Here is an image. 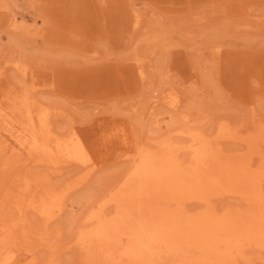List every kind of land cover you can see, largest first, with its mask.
Returning <instances> with one entry per match:
<instances>
[{
    "label": "rangeland",
    "instance_id": "rangeland-1",
    "mask_svg": "<svg viewBox=\"0 0 264 264\" xmlns=\"http://www.w3.org/2000/svg\"><path fill=\"white\" fill-rule=\"evenodd\" d=\"M262 128L264 0H0V264H92L85 232L101 206L116 213L133 155L164 145L187 162L205 135L238 155ZM77 135L80 163L23 149L38 138L60 157Z\"/></svg>",
    "mask_w": 264,
    "mask_h": 264
},
{
    "label": "bare ground",
    "instance_id": "bare-ground-1",
    "mask_svg": "<svg viewBox=\"0 0 264 264\" xmlns=\"http://www.w3.org/2000/svg\"><path fill=\"white\" fill-rule=\"evenodd\" d=\"M204 137L194 138L198 141L197 147H194V140L189 136L191 159L187 156L190 159L187 162L179 159L182 149L178 152L175 147L164 148L163 145L145 152L138 149L141 153L133 155V158H137L127 166L129 171L121 179L118 178L115 187H110L111 201L117 207L116 213L108 216L109 212L106 213L104 208L107 204L101 206L95 214L94 225L91 223L86 228L88 239L81 249L82 257L88 260L86 262L109 264V261L113 263L118 259L122 264H248L257 258L263 263L264 128L248 135V138L242 137L247 144L244 145L247 152L242 151L238 155L236 152H225L218 144H211L212 139ZM37 139L28 137L24 140V147L22 146L25 149L26 143H30L28 150L30 155L36 157L32 160H36L37 164L53 166L63 162L80 163L84 159L87 161V157L91 159L78 135L69 141L67 139L63 144L64 150H68L67 154L60 153V157L51 156L52 158H49L51 149L44 147L42 152L39 150L40 143ZM148 143L150 142H147V146ZM53 147L51 146L52 150ZM256 157L261 160L260 165ZM255 160L259 167L255 165ZM92 172L91 169L86 171L81 180L85 181ZM44 183L48 186V182ZM216 197H232L237 203L232 201L234 203L218 208L213 203ZM43 205L40 204L41 208H37L40 212L45 211ZM49 211L47 214H50ZM3 229L6 231V228ZM11 235L16 236L8 234L10 241ZM13 239L14 242H11L15 244L16 237ZM252 254L259 255L254 258ZM103 255L109 258H104L103 261L100 259Z\"/></svg>",
    "mask_w": 264,
    "mask_h": 264
}]
</instances>
